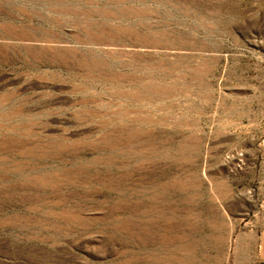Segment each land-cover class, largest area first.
Segmentation results:
<instances>
[{
	"label": "rangeland",
	"instance_id": "obj_1",
	"mask_svg": "<svg viewBox=\"0 0 264 264\" xmlns=\"http://www.w3.org/2000/svg\"><path fill=\"white\" fill-rule=\"evenodd\" d=\"M264 228V0H0V264H233Z\"/></svg>",
	"mask_w": 264,
	"mask_h": 264
},
{
	"label": "crops",
	"instance_id": "obj_2",
	"mask_svg": "<svg viewBox=\"0 0 264 264\" xmlns=\"http://www.w3.org/2000/svg\"><path fill=\"white\" fill-rule=\"evenodd\" d=\"M246 237L233 264H264V228L252 230Z\"/></svg>",
	"mask_w": 264,
	"mask_h": 264
}]
</instances>
